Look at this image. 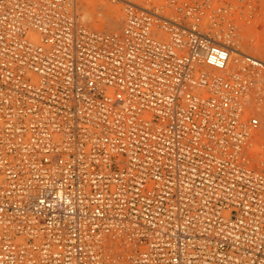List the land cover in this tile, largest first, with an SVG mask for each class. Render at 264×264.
Returning <instances> with one entry per match:
<instances>
[{
    "label": "built area",
    "instance_id": "1",
    "mask_svg": "<svg viewBox=\"0 0 264 264\" xmlns=\"http://www.w3.org/2000/svg\"><path fill=\"white\" fill-rule=\"evenodd\" d=\"M124 2L0 0V264H264L262 0Z\"/></svg>",
    "mask_w": 264,
    "mask_h": 264
},
{
    "label": "bare ground",
    "instance_id": "2",
    "mask_svg": "<svg viewBox=\"0 0 264 264\" xmlns=\"http://www.w3.org/2000/svg\"><path fill=\"white\" fill-rule=\"evenodd\" d=\"M91 1H92L91 4H89L91 7V8H89V10L90 9L91 10H90L88 15L90 16V18L96 17L97 19L96 18L95 19L98 21V23L97 22L93 23L94 24V26H92L93 28H97V29H101V30H107V29H105V26L103 25L104 21H107V23L109 24V26L111 28L108 30H114V29H120L121 28V27H119V23L121 22V19L123 18V10L121 9V5H122L121 2H117L115 0H108V1H106V0H91ZM139 1L143 2L144 0H139ZM82 2L80 0L81 9L84 6L82 4ZM102 6H106V10H103ZM82 17H84V14L82 15ZM245 40H244V42H245ZM244 42H242V43L244 44ZM246 42H247V40H246ZM251 45H252V43H251ZM254 46H253V48H252V46H250L251 49H249L248 52L253 53L255 55L257 54L258 56H264L263 45L259 44V45H254ZM242 47L245 50V47L244 46H242ZM253 49H254V51H253ZM255 49L258 51H256ZM254 146H255V143H254ZM252 151H255V147H253V149L251 148L250 153Z\"/></svg>",
    "mask_w": 264,
    "mask_h": 264
},
{
    "label": "rangeland",
    "instance_id": "3",
    "mask_svg": "<svg viewBox=\"0 0 264 264\" xmlns=\"http://www.w3.org/2000/svg\"><path fill=\"white\" fill-rule=\"evenodd\" d=\"M83 1V2H82ZM106 1H108V0H106ZM115 1H117V2H121L122 3V5H121V9L123 10V18L121 19V22L119 23V27H122L123 26V22H124V20H125V15H124V9H125V2L123 1V0H115ZM81 2H82V4L84 5L83 7H82V9L80 10V13H81V19L87 24V25H89L90 27H92V26H94V22H97L98 23V21L94 18V17H92V18H90V16L88 15L89 14V12H90V10H89V8H91L90 7V5L89 4H91V0H81ZM262 3H263V5H264V0H262ZM102 8H103V10H106V6H102ZM84 14V17H82V15ZM260 18H264V7H263V12L261 13V15H260ZM261 20V19H260ZM103 25L105 26V29H111L110 28V26H109V24L107 23V21H104V23H103ZM93 28V27H92ZM254 37H256L255 38V42L254 43H252V48H253V46L254 45H259V44H261V45H263V47H264V25H262V27H261V29L260 30H257V32H256V34H254L253 35ZM244 38H246V40H247V37H244ZM246 40H245V42H246ZM254 44V45H253ZM255 47V46H254ZM251 49V48H250ZM245 50H247V49H245ZM256 50V49H255ZM247 51H249V49L247 50ZM253 51H254V49H253ZM256 51H258V50H256ZM257 55V54H256ZM261 57H264V56H261ZM262 150V149H261ZM260 149H259V152H262ZM255 151H252L251 152V154H253ZM256 154H255V156L253 157V160H252V164L253 165H255L256 167H258L260 170H263L264 171V164H260V161H261V159L262 158H264V153H263V155H260V154H258V152H255ZM260 156V157H259Z\"/></svg>",
    "mask_w": 264,
    "mask_h": 264
}]
</instances>
